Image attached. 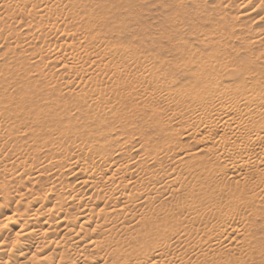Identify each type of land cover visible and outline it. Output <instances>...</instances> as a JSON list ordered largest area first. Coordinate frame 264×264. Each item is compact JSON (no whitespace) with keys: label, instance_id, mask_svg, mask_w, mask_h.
<instances>
[{"label":"bare ground","instance_id":"bare-ground-1","mask_svg":"<svg viewBox=\"0 0 264 264\" xmlns=\"http://www.w3.org/2000/svg\"><path fill=\"white\" fill-rule=\"evenodd\" d=\"M212 1L0 0V264H264L263 38L228 11L264 0Z\"/></svg>","mask_w":264,"mask_h":264},{"label":"rangeland","instance_id":"rangeland-1","mask_svg":"<svg viewBox=\"0 0 264 264\" xmlns=\"http://www.w3.org/2000/svg\"><path fill=\"white\" fill-rule=\"evenodd\" d=\"M224 1L225 0H213L209 5H210L211 8H213V7H215V5L218 4V2H221V5H222L224 3ZM155 7L154 8L152 7V10H151L152 13H150V11L147 12V10L144 11L141 14L139 19L141 20L140 22H141V24L143 26V29L145 28L147 33L149 32L150 34L149 33L148 34L152 36L150 40H154L155 42H159V43L161 42V43L165 44L167 41H169L168 38L165 37V34L160 33L162 31H160V29L157 28L158 25H155V24H159L162 21V19H163L162 17L164 16L163 13L165 11L160 6L159 7L157 6L156 8ZM157 8L160 9L159 13H158V10H156ZM161 10H162L163 13L161 12ZM228 11L229 12H233L234 15L237 14L236 16L239 17V19L237 20V26L239 27V24L242 23L241 24V26H242L241 28H242L243 34L248 36V38H251V37H254V36H259V37L263 38L262 43L259 46L254 47L253 50L257 51V50H261L262 48H264V23L262 21L257 22L256 18H254V19L252 17L244 18L243 16H241V14H239V12L242 11V9L237 8L235 5L231 6ZM153 15H156V17L153 16ZM160 15H163V16H160ZM150 22H151V25H150ZM156 29H159V30L157 31ZM151 33H153V34H151ZM162 34H163L164 37L161 36ZM238 41H237V44L243 48V45L239 44ZM246 51H251V50L247 49Z\"/></svg>","mask_w":264,"mask_h":264}]
</instances>
